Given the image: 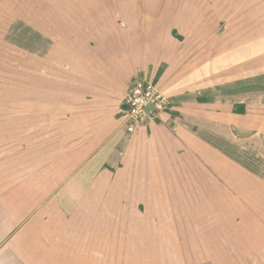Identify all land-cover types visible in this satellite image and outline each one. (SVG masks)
<instances>
[{
  "label": "crops",
  "instance_id": "0c3cea01",
  "mask_svg": "<svg viewBox=\"0 0 264 264\" xmlns=\"http://www.w3.org/2000/svg\"><path fill=\"white\" fill-rule=\"evenodd\" d=\"M166 1L168 12L158 14L155 0H108L110 11L96 0H81L86 11L57 20L46 13L35 14L34 1L28 4L26 41L39 31L35 23L54 21L53 43L64 62L41 68L40 89L27 83L26 129L10 131L24 133V139L3 143L0 138V264L127 263L124 249L116 254L113 242L98 237L102 210L94 199L116 195L124 190L125 180H155L153 167L163 159L168 158L172 168L180 166L192 180L200 176L197 181L203 191L210 189V177L218 183L217 190L224 187L232 167L237 183L240 163L229 153L234 152L240 135L264 134V92L251 90L254 103L242 99L236 90L231 101L221 99L222 95L204 98L200 90L208 81L202 72L222 60V51L213 56L217 47L210 48V39L233 36L237 69L251 72L249 77L256 80L251 84L264 85V28L260 30L264 0L259 2L261 12L245 9L250 4L246 0L225 17L210 8L218 1ZM47 4L49 0H41L36 5ZM229 16L232 30H223ZM48 70L51 74L45 79ZM136 80L156 83L163 95L172 98L173 108L128 134L121 112ZM119 172L120 178L111 179ZM241 176L245 183L241 190L253 187L254 181L257 188L263 182L250 171ZM142 190L146 191L145 186ZM249 193L259 197L252 189ZM205 194L207 199L212 197L208 190ZM82 213L92 214L87 222ZM237 224L229 228L264 229L263 223ZM256 231L249 240H241L237 257L229 256L230 260L258 264L260 258L264 263V233ZM238 238L242 235L235 241ZM253 240H260V245Z\"/></svg>",
  "mask_w": 264,
  "mask_h": 264
},
{
  "label": "rangeland",
  "instance_id": "374dc122",
  "mask_svg": "<svg viewBox=\"0 0 264 264\" xmlns=\"http://www.w3.org/2000/svg\"><path fill=\"white\" fill-rule=\"evenodd\" d=\"M31 1L35 4V14L46 13L56 20L62 15L86 11L83 8L85 6L80 5L81 0H49L50 4L45 6L36 5L41 0H0V129L2 130L0 138L3 143L16 142L17 137L20 138L19 140L24 139V133L15 135L10 131L17 128L20 131L26 129L27 83H33L35 90L40 89L43 79L41 68L49 66L47 63L61 66L64 62L59 47L53 43L57 37V32L53 28L54 21L44 23L51 31L41 23H35L39 31L34 32V37L26 41L25 18L27 13L31 12V5H28ZM96 1L99 7L105 5L110 11L111 5L108 0ZM155 1L158 2L157 8H160L158 14H166L165 11L168 12L169 9L167 1ZM209 1L211 4L212 1H218L217 6L210 8L215 9L219 14L223 13L224 17L233 15L237 12V4L246 2V0ZM260 1L262 0H250V4L247 5L250 6H246L245 9L250 11L257 9L261 12ZM215 10L211 13H216ZM15 17L18 19L17 22L14 21ZM233 25V18L226 17L222 29ZM42 26L44 29H41ZM262 28L264 26L261 24L260 30ZM235 40L233 36L210 39V48H220L213 51V56L216 51H222L219 55L222 60L218 64H211L210 69L203 70L202 74L208 82L200 90L201 97L215 98L216 95L218 97L222 95L221 99L231 101L233 91L236 90L237 95H242V99L254 103L249 94L251 90L264 92V85L251 84L256 83L255 78L249 77L251 72L237 69L239 64H237V52H234V46L237 47ZM50 74L51 70H48L45 79ZM196 95L197 92L192 94V99ZM170 101L172 110V98ZM165 113L170 114V111ZM257 121H262V118ZM234 147V152L229 154L237 158V163H240L237 165V183L233 181L236 178L233 175L234 167L232 169L227 167L228 170L230 169L228 172L230 174L222 183L224 187L219 186L220 191L217 190L218 183L212 177L208 182L210 189L201 190V181H197L200 176L197 178L195 176L192 180L180 166L172 168L167 158L162 160L161 165L153 167L155 180L147 183L125 180L124 190H119L116 195L95 198L94 201L99 202L98 205L101 206L99 209L102 210L97 220L98 237L113 242L114 250H120L115 251L116 254H121L123 252L121 250L124 249L126 252L124 259L127 262L125 264H239L228 257L232 255L237 257L241 240L242 243L247 238L249 240L250 234L256 230L243 228L245 231H242L241 228L234 231L229 227L236 222L239 223L238 226L240 223L249 222L258 223L257 226L260 223L264 224V187L261 188L264 183V134L254 137L251 133L240 135L237 137V146ZM5 152L8 154L10 150L2 151ZM133 160L137 161L136 158ZM119 166L123 168L122 164ZM134 169L136 171L137 166H134ZM194 170L196 174L200 171L197 167ZM246 171L255 173L263 181L262 184H258V188L254 181L251 184L253 187L243 186L242 190L240 189L244 183L241 175ZM121 173L112 175L111 179L116 176L120 178ZM101 186L103 185H99ZM144 186L145 192L142 190ZM250 189L259 197L251 196ZM207 190L212 196L210 199L205 196ZM215 206L223 208L224 211L218 213ZM91 215V213H82L84 222H87ZM256 232L264 233V229ZM240 234L242 238L235 241ZM261 236L263 237L264 234ZM256 241L258 240H253V243ZM244 252L249 254V251L244 250ZM99 264L102 262L99 261ZM103 264L110 262L104 261ZM258 264H264L260 258Z\"/></svg>",
  "mask_w": 264,
  "mask_h": 264
},
{
  "label": "built area",
  "instance_id": "2783aa9c",
  "mask_svg": "<svg viewBox=\"0 0 264 264\" xmlns=\"http://www.w3.org/2000/svg\"><path fill=\"white\" fill-rule=\"evenodd\" d=\"M124 104L125 109L121 113L128 134L160 119L166 111H171L170 98L163 95L153 81L136 80L130 87Z\"/></svg>",
  "mask_w": 264,
  "mask_h": 264
}]
</instances>
